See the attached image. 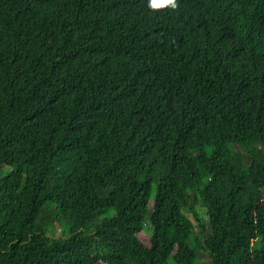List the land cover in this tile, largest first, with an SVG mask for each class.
<instances>
[{
	"label": "trees",
	"instance_id": "1",
	"mask_svg": "<svg viewBox=\"0 0 264 264\" xmlns=\"http://www.w3.org/2000/svg\"><path fill=\"white\" fill-rule=\"evenodd\" d=\"M0 264H264V0H0Z\"/></svg>",
	"mask_w": 264,
	"mask_h": 264
},
{
	"label": "clouds",
	"instance_id": "2",
	"mask_svg": "<svg viewBox=\"0 0 264 264\" xmlns=\"http://www.w3.org/2000/svg\"><path fill=\"white\" fill-rule=\"evenodd\" d=\"M166 7L176 9L177 0H148V8H150L153 11L161 10Z\"/></svg>",
	"mask_w": 264,
	"mask_h": 264
},
{
	"label": "rangeland",
	"instance_id": "3",
	"mask_svg": "<svg viewBox=\"0 0 264 264\" xmlns=\"http://www.w3.org/2000/svg\"><path fill=\"white\" fill-rule=\"evenodd\" d=\"M199 210L201 211V209L199 208ZM148 236H149V230L145 229L142 232H140V238L145 241L148 240ZM255 246V245H254Z\"/></svg>",
	"mask_w": 264,
	"mask_h": 264
},
{
	"label": "bare ground",
	"instance_id": "4",
	"mask_svg": "<svg viewBox=\"0 0 264 264\" xmlns=\"http://www.w3.org/2000/svg\"><path fill=\"white\" fill-rule=\"evenodd\" d=\"M224 25V24H223Z\"/></svg>",
	"mask_w": 264,
	"mask_h": 264
}]
</instances>
